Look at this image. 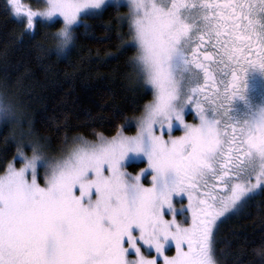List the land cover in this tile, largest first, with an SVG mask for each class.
<instances>
[{
    "label": "snow or ice",
    "instance_id": "obj_1",
    "mask_svg": "<svg viewBox=\"0 0 264 264\" xmlns=\"http://www.w3.org/2000/svg\"><path fill=\"white\" fill-rule=\"evenodd\" d=\"M105 3L46 0L33 11L9 0V7L26 31L38 18L62 17L56 35L68 44L81 14ZM126 6L137 60L154 90L139 130L79 143L50 165L36 149L21 168L9 164L0 176V264H159L160 257L163 264H216L218 221L264 187V106H235L246 101L249 70L264 72V0H126ZM189 106L198 124L185 122ZM11 115V104L0 99V119ZM174 128L183 135L173 137ZM144 158L148 168L140 174L122 170ZM38 168L47 169L43 186ZM147 172L151 187L141 183ZM184 195L186 226L165 219L173 198ZM173 241L176 255L165 256ZM142 247L157 255L147 258Z\"/></svg>",
    "mask_w": 264,
    "mask_h": 264
},
{
    "label": "trees",
    "instance_id": "obj_2",
    "mask_svg": "<svg viewBox=\"0 0 264 264\" xmlns=\"http://www.w3.org/2000/svg\"><path fill=\"white\" fill-rule=\"evenodd\" d=\"M62 26L60 19H40L26 31L24 19L15 18L8 0H0V94L15 101L11 106L20 111L22 130L51 151L79 137L133 133L132 121L144 113L153 92L138 66L127 6L108 4L85 15L58 55L56 33ZM19 132L11 122L0 123V173L25 144ZM141 166L144 162L129 168ZM242 207L218 228L220 264H264V190Z\"/></svg>",
    "mask_w": 264,
    "mask_h": 264
},
{
    "label": "rangeland",
    "instance_id": "obj_3",
    "mask_svg": "<svg viewBox=\"0 0 264 264\" xmlns=\"http://www.w3.org/2000/svg\"><path fill=\"white\" fill-rule=\"evenodd\" d=\"M20 3L24 5L25 9L31 8L33 11H37V10H43L45 8L46 0H20ZM8 4H9V0H8ZM108 4H115L116 6L117 5H125L126 6V0H106L105 5L101 9H90V10H88V12L82 13L80 21L77 24H79L82 21V19H83V17L85 15L95 14L97 12H100ZM127 8H128V13L130 14V17H131L130 6H127ZM15 18L18 19V17H16V16H15ZM20 19H23V18H20ZM40 19L41 18H38L37 20H40ZM56 19H60L62 21V23H63L62 17H54L52 19H41V20L46 21V22H52L53 20H56ZM76 25H73V29H74V26H76ZM62 27H64V24H63ZM132 31H133V29H132ZM133 35H135L134 31H133ZM136 46L138 48V53H137V57H138L140 50H139V46L137 44H136ZM138 66H139V68H141V75H142V79H144L145 85L149 89H151L152 92H153V99H154V90L151 88V85L147 84L146 76H145V74H144V72L142 70V67L139 64V62H138ZM256 72L259 73L261 71L260 70H256ZM261 73H264V72H261ZM253 85H254V88H255L254 96H255L256 100L254 102L250 103L248 101V99H247L248 97H246V101H245L246 104H244V106L247 107V108L250 107V108L255 109V108L264 106V74H260V76L257 79L255 78V80H253ZM0 97H6L10 104H15V101L13 100L12 97L10 98V97H7V96L2 95V94H0ZM144 112H145V109H144ZM143 115H144V113L142 115H140L139 117L135 118L132 121V123L135 125V130H134L133 133H127L125 130H120V131L116 132L115 134H113L110 137L101 135V137H98L97 139H94V140H92V139L88 140V139H86L84 137H79V138H76V139L72 140L68 144V146L66 148H64L63 150H61V151H59V150H57V151L48 150L43 144L39 143L37 138L32 136L31 132H28L27 130H24V129L22 130V128H21V118L22 117H20V111L14 106L12 107V115H11V117L7 121H4L3 119H0V123L1 122H11V123H13L15 128L17 130L21 131V132L18 133L19 137L22 138V139H26L24 146L22 147V145H21L22 148L19 147L18 153H17L16 158H15V160L19 159L20 163L15 162V160L11 161V163H10L15 168L19 169V168H21L23 166V164L25 162L23 157L31 158L33 156V149H36V154L39 155L42 159L47 160L49 162V165H50L52 162H55L57 160H60V159H62L64 157H66L68 152L70 151V149L73 148L74 146H76L79 143L86 142V143H89V144H95V143H99L101 138H103L104 140H111L118 133H122L123 135H126V136H134V135L137 134V132L139 130V122H140L141 118L143 117ZM184 118H185V122L186 123H189V124H198L199 123V119H198V117H197V115L195 113V109H194L193 106H189L185 110V117ZM157 134H160L159 131H157ZM164 135H165V139H168V133H167L166 130H165ZM171 135L173 137L181 136V135H183V129L182 128H174L172 130ZM26 147H29L31 151L26 150L25 149ZM141 162H144V166H141L139 170L134 171L133 169L131 170L129 168L130 164L141 163ZM147 168H148L147 160H146V158H144V159H137V160H135L133 162L126 161L122 170L127 172V173H129L131 176H136V175L140 174L142 169H147ZM46 170H47L46 168H38V173H39L38 182L41 184V186L44 185V175H45ZM6 171H7V168L2 173H0V176L4 175ZM105 174L107 175V173H105ZM151 182H152V177H151V173L150 172H147L145 175L141 176V183L145 187H151ZM254 182L255 181L253 180V183ZM261 190H264V187H261V188H258L256 190H254L252 193H250L248 196H246L240 203H238V205L234 209L230 210L225 215V217H222L218 221V225H217L216 229L214 230V238H215V240H216V235H217L218 228L220 227V225L223 222H225L226 219H228L232 215H234L237 212H239V210H241V208H243L242 206L247 202V200L250 197H252L255 194H257ZM75 194L77 196H79L80 195L79 190H76ZM92 199L93 200L95 199V195H93ZM172 204H173L174 212H169V211H167V209H165V219L172 220L173 218H175V220L178 223H180L182 225H185V226H186V224L190 223L191 222V219H190L191 213L189 211H187V207H188L187 196L184 195L183 197H180V196L174 197L173 200H172ZM215 244H216V241L214 243V250H215L214 258L216 260V264H220L218 262V257H217V252H216V249H215ZM185 250H186V248H185ZM141 251L147 258H153V257H155L157 255L154 250L150 251L146 247H142ZM164 255L168 256V257H173V256L176 255V248H175V242L174 241L170 242L166 246L165 251H164ZM134 258H135L134 254L129 256V259H134ZM159 264H163V257H160Z\"/></svg>",
    "mask_w": 264,
    "mask_h": 264
},
{
    "label": "flooded vegetation",
    "instance_id": "obj_4",
    "mask_svg": "<svg viewBox=\"0 0 264 264\" xmlns=\"http://www.w3.org/2000/svg\"><path fill=\"white\" fill-rule=\"evenodd\" d=\"M256 70H258V69H250L249 73L247 75L248 88H247V92H246V97H248L247 99L250 103H252L256 100L255 96H254L255 88L253 85V80H255V78L257 79L260 76V74H264L261 72L258 73V72H256ZM244 104H246L245 101H241L239 99H237L235 101V106L238 110L246 109L247 107H245Z\"/></svg>",
    "mask_w": 264,
    "mask_h": 264
},
{
    "label": "clouds",
    "instance_id": "obj_5",
    "mask_svg": "<svg viewBox=\"0 0 264 264\" xmlns=\"http://www.w3.org/2000/svg\"><path fill=\"white\" fill-rule=\"evenodd\" d=\"M56 36L58 37V41H57V44H56L57 54L58 55H63L70 43L65 44L63 42L62 38H60L58 35H56ZM0 99H2L5 102L9 103L6 97H0Z\"/></svg>",
    "mask_w": 264,
    "mask_h": 264
}]
</instances>
